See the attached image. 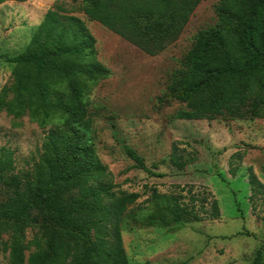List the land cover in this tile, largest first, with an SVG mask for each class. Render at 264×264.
<instances>
[{
	"label": "trees",
	"instance_id": "1",
	"mask_svg": "<svg viewBox=\"0 0 264 264\" xmlns=\"http://www.w3.org/2000/svg\"><path fill=\"white\" fill-rule=\"evenodd\" d=\"M71 1V9L54 4L46 11L20 53L4 55L13 65L11 82L0 91V111L50 126L27 169H17L13 150L0 146V253L8 251V264H129L122 231L133 228L131 222L175 230L185 221L220 215L215 198L202 196L197 206V194L180 201V195L156 189L146 199L152 207L143 212L135 206L141 194L118 187L87 124L89 92L111 70L97 60L84 20L71 12L156 55L201 0ZM215 13V24L195 34L170 74L167 94L181 105L174 117L264 118V0H218ZM124 150L132 167L162 176L133 148ZM177 151L174 146L169 159L181 169L189 159ZM249 170L256 191L261 183ZM29 227L39 236L27 242ZM251 264H264L260 250Z\"/></svg>",
	"mask_w": 264,
	"mask_h": 264
},
{
	"label": "rangeland",
	"instance_id": "2",
	"mask_svg": "<svg viewBox=\"0 0 264 264\" xmlns=\"http://www.w3.org/2000/svg\"><path fill=\"white\" fill-rule=\"evenodd\" d=\"M217 3L201 0L179 35L156 55L146 54L82 12L71 11L94 36L97 60L111 70L89 92L87 124L95 151L118 187L138 191L135 206L143 212L152 207L146 201L152 189L180 195V201L197 194V206L205 195L219 204L218 218L185 221L175 230L131 222L134 227L122 231L129 264H251L257 250L264 262V118H175L181 105L166 91L172 70L193 45L195 34L215 24ZM54 4L67 9L75 5L71 0L0 3V91L11 82L13 65L4 55L23 50ZM49 127L28 115L16 118L0 111V146L13 150L17 169L29 168L38 158ZM124 146L162 176L132 167ZM174 146L189 159L181 169L169 159ZM249 168L261 183L256 191ZM36 236L37 228L26 229L27 242ZM0 264H8V251L0 253Z\"/></svg>",
	"mask_w": 264,
	"mask_h": 264
}]
</instances>
